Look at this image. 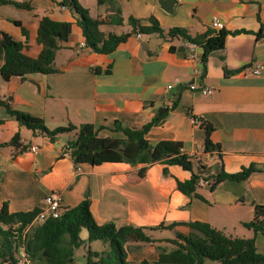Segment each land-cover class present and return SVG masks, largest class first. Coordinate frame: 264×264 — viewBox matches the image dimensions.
Masks as SVG:
<instances>
[{"label": "crops", "instance_id": "0c3cea01", "mask_svg": "<svg viewBox=\"0 0 264 264\" xmlns=\"http://www.w3.org/2000/svg\"><path fill=\"white\" fill-rule=\"evenodd\" d=\"M17 1L29 7L0 4V40L6 33L22 44L24 54L37 57L42 48L37 41L41 18L69 22L70 33L59 42L55 72L8 80L0 76V204L7 202L10 212H28L42 206L47 194L58 192L63 208L88 198L97 224L111 221L116 226L150 227L205 222L229 236L254 237L256 250L264 253V233L244 225L254 222L264 228V170L241 182H222L213 190L199 184L197 197L186 195L177 188V181L188 180L192 172L179 165L161 161L75 164L63 151L74 138V130L50 140L22 126L7 110L38 116L50 129L91 123L103 137L121 136L112 131L115 121L139 129L164 113L145 138L150 143L180 142L192 159L194 172L207 166L214 173L220 159L226 173L251 164L262 166L264 33L259 37L256 33L264 28V0H78L89 16L102 21L100 29L106 34L129 33V16L142 23L153 16L164 30L182 27L193 36L210 28V20L216 17L226 36L223 47L209 53L203 77L202 48L196 45L190 51L182 38L137 37L131 32L109 53L87 47L76 52V45L85 38L72 9L61 7L58 0ZM118 20L128 23L122 33H118ZM179 46H184V55ZM255 65L261 66L258 75L251 72ZM194 68L199 69L198 76ZM192 83L194 90L189 88ZM203 88L211 92L203 94ZM3 97L8 101L3 102ZM190 115L212 125L210 140L219 145L218 150L205 149V129L193 123ZM16 135V145L11 144ZM31 145L37 146L36 152L28 149ZM143 166L146 169L140 175ZM187 231L184 225L151 230L155 242L124 244L127 260L131 264L154 262L160 249H171L168 240L173 235ZM95 243L89 244L93 251L108 249L103 242L94 247ZM67 264H75L74 258Z\"/></svg>", "mask_w": 264, "mask_h": 264}, {"label": "trees", "instance_id": "16d2710c", "mask_svg": "<svg viewBox=\"0 0 264 264\" xmlns=\"http://www.w3.org/2000/svg\"><path fill=\"white\" fill-rule=\"evenodd\" d=\"M102 0H98L101 2ZM0 4H12L20 8H28L24 2L17 0H0ZM62 4L72 9L78 16V24L82 29L86 47L97 53H109L118 43L125 41L131 32L141 35L156 34L165 39L182 38L187 42L202 48V73H205V63L210 52L221 49L224 45L226 32L223 29L208 28L205 32L190 35L186 28L172 27L164 30L153 16H148L145 23L133 16L128 17L131 26L129 33H104L100 29L102 21L88 15L78 0H62ZM121 20H118V24ZM70 33L69 22H59L43 17L39 21L37 41L41 51L37 57H30L22 52V44L10 35L2 33L0 40V76L8 80L13 76H24L30 73L48 74L55 72L54 58L59 49V42L65 41ZM264 33L261 28L257 37ZM174 50V47H171ZM264 98V95H263ZM10 114L18 122L32 130L55 140L61 133L75 131L74 138L68 141L70 156L75 164H100L106 161L150 164L161 161L165 165H179L184 170L191 171V177L185 181H177V188L186 195L198 196L196 189L200 180L209 181V188L215 189L222 182H241L251 174L264 170V165L254 164L242 168L236 173L223 171L221 159L218 166L211 173V168L201 166L193 171V162L187 155L180 142L160 140L150 143L145 138L149 128L159 121L164 113L155 117L141 128H131L121 122L113 123L112 131L120 133V137L99 136L98 128L91 123L79 126L69 124L48 128L43 119L19 110L7 107ZM201 126L205 129V149L218 150L219 145L210 140L213 127L202 120ZM18 135L10 141L16 145ZM220 157V156H219ZM146 167L139 170L143 175ZM164 173L167 168L164 167ZM89 199L84 198L73 207L63 208L60 216L48 217L42 223L25 231L26 226L38 212V208L28 212H10L7 202L0 204V264H20V252L23 251L24 261L21 264H67L73 261L74 249L91 241L100 240L108 246L105 251H93L87 247L86 264H131L127 260L124 244L127 242L153 243L149 231L158 228H173L176 225L188 227L186 233H176L168 240L170 250L160 249L158 259L154 262L142 260L138 264H204L206 260L215 264H264V253L256 250L254 237L242 238L229 236L222 230L216 229L205 222H172L158 226H135L124 224L116 226L113 222L97 224L89 209ZM254 232L264 233V228L254 222L244 223ZM87 230V239L80 237V231Z\"/></svg>", "mask_w": 264, "mask_h": 264}, {"label": "built area", "instance_id": "2783aa9c", "mask_svg": "<svg viewBox=\"0 0 264 264\" xmlns=\"http://www.w3.org/2000/svg\"><path fill=\"white\" fill-rule=\"evenodd\" d=\"M58 1L61 2V4H60L61 7H66L65 5L62 4V0H58ZM209 26H210V28H213L215 30H220V29L223 28V23L221 21H219L216 17H213L210 20V22H209ZM136 35H137V37H140L141 36L140 33H136ZM186 46L191 51L196 46V44L187 42L186 43ZM84 47H86L85 41H81V42H79L76 45L75 50H76V52H78V51H80ZM260 70H261V66L260 65H255L251 69V72L254 75H258L260 73ZM193 71H194V74L196 76H198L199 73H200L198 68H194ZM167 88L170 89L171 88V85H168ZM189 88L191 90H194L196 88V86L192 83V84L189 85ZM201 92L203 94H209L211 92V90L209 88H203L201 90ZM1 100L3 102H7L8 101V99L6 97L1 98ZM167 106H168V109H171L172 108V105L169 104V103L167 104ZM190 118H191V120H192L193 123H196V124L201 125L202 118H200L199 116L190 115ZM28 149L30 151H32V152H36L38 148L35 145H31ZM70 150H71L70 147L66 144L64 146V150H63L64 153H67L68 154L70 152ZM199 184H201V185H207V184H209V181H207V180H200L199 181ZM62 210H63V207H62V197H61L60 193H58V192H50L43 199L42 206H40L38 208V212L33 217V219L29 222V224L26 226L25 231L31 230L34 226L42 223L48 217H54V218H56V217L60 216V214L62 213ZM20 255H21V258H19L18 262L21 264L24 261L23 251L20 252Z\"/></svg>", "mask_w": 264, "mask_h": 264}, {"label": "rangeland", "instance_id": "374dc122", "mask_svg": "<svg viewBox=\"0 0 264 264\" xmlns=\"http://www.w3.org/2000/svg\"><path fill=\"white\" fill-rule=\"evenodd\" d=\"M127 24L128 23L126 21H124L120 25H118V33H122L123 31H125L128 28V25ZM87 235H88L87 230L85 228H83L82 231H81V234H80L81 238H86L87 239ZM170 235L172 236L171 233H170ZM173 237H175V235H173ZM92 242H96L93 245L94 247L101 245V241L100 240H98V241H96V240L91 241L89 244H91ZM89 244H87V243L86 244H83V245H81L80 247H78V248H76L74 250L73 258H74L75 264H85L86 263V257H85V255H86V249H87V247L90 246ZM204 264H215V262L214 261H210V260H206L204 262Z\"/></svg>", "mask_w": 264, "mask_h": 264}, {"label": "water", "instance_id": "95a60500", "mask_svg": "<svg viewBox=\"0 0 264 264\" xmlns=\"http://www.w3.org/2000/svg\"><path fill=\"white\" fill-rule=\"evenodd\" d=\"M158 1L161 2V0H158ZM173 1L175 2L176 0H173ZM178 51L182 52V54L184 55V51H185L184 46H179V47H178ZM160 111H164V109H162V110H160Z\"/></svg>", "mask_w": 264, "mask_h": 264}]
</instances>
